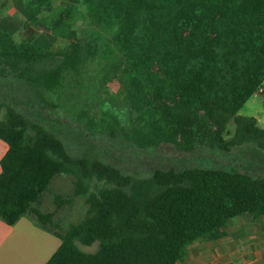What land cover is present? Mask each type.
<instances>
[{
  "label": "trees",
  "instance_id": "16d2710c",
  "mask_svg": "<svg viewBox=\"0 0 264 264\" xmlns=\"http://www.w3.org/2000/svg\"><path fill=\"white\" fill-rule=\"evenodd\" d=\"M69 1L86 7L88 35L71 25L69 4L24 5L25 26L45 24L69 41L65 48L17 41L0 26V139L9 147L0 218L15 225L32 215L59 237L46 264H182L192 244L218 240L231 219H264V126L240 114L264 84V0ZM97 62L100 75L121 84L112 97L123 98L136 126H123L111 111L98 119L89 96L81 99L83 73ZM58 99L75 125L57 116ZM55 124L77 129L86 152L73 155ZM104 133L122 141L126 162L161 154L224 163L156 168L144 177L102 155L115 149L100 141ZM245 145L259 158L234 152ZM60 174L75 183L55 197L57 208L77 198L88 204L66 230L40 209ZM95 243V252L82 248Z\"/></svg>",
  "mask_w": 264,
  "mask_h": 264
},
{
  "label": "rangeland",
  "instance_id": "374dc122",
  "mask_svg": "<svg viewBox=\"0 0 264 264\" xmlns=\"http://www.w3.org/2000/svg\"><path fill=\"white\" fill-rule=\"evenodd\" d=\"M28 2L29 0H0V19L2 20V26L3 23L11 24L12 22H17L14 33L17 41L32 38L35 42H46L45 46L53 50L65 48L69 41L60 37H52L49 28L45 24L38 23L27 27L24 25L26 15L23 14V12L21 13L20 10L22 9L16 12L15 6L17 5V8H19V6L24 8V5ZM52 4L54 8L63 7L69 4V8L71 10L70 12L72 14L70 22L71 25L77 28L78 32L84 35L89 34V20L86 13V7L83 4L74 5L69 0H52ZM75 7H77L76 13L74 9ZM13 11H15L16 14H13ZM51 14V12L46 11L42 14V16L47 19V17H50ZM3 28L7 31L9 30L5 27ZM99 71L101 73L103 70L101 71V65L98 62L90 63L86 67V70L83 73L85 82L83 91L85 92L83 98L81 99L84 100L87 96H89V101L94 102L92 109L93 113L98 116V119L103 111H111L117 115L123 126L127 128L136 126L137 117L124 103L123 98L112 97V94H117L121 91V84L119 81L111 74L100 75ZM102 76L105 77V79H102ZM62 100L58 99L55 101L59 104L57 107V116H61L64 120L70 121L73 125H75L74 122H77V119L73 114L74 112H72L71 115H66L68 106L63 103L64 100ZM263 101L264 93H260L246 103L240 114L257 118V120L260 121L259 124L263 127ZM66 116L67 118H65ZM54 127L58 130V132H61V137L64 139L66 147L73 155H83L86 152L87 149L84 148L82 142H88L81 137L77 129H71L59 124H55ZM229 130L231 132V136H233L235 127L231 125ZM114 137V135L111 136L110 134H103V137H101L103 139H100V141L107 142L110 147L115 149H112L113 151L110 154L102 153V155L110 162H113L117 166H121L124 170L144 177L150 176L156 168L178 169L185 166L197 165L201 162L203 164H208L209 166H211L212 163L215 165H221L224 163V160H220L218 162L209 158H205L202 161L194 159V161L190 163L182 157H180V160H175L176 157H174L175 159H170V155L164 156L161 154L153 155L146 160L140 158L138 155H134V159L132 158L130 161L126 162L124 159L119 158L121 156L119 152L122 151L124 144L119 138ZM234 152L237 155L251 159L252 157L259 158L260 156V154H256L254 152V148L251 145L236 147L234 148ZM113 156H115L116 159ZM198 156L200 157V154H198ZM74 183L75 178L73 176L66 174L58 175L54 179L49 190L44 193L40 206V209L44 213H54L55 222L58 223L60 228L63 230H66L72 224L79 222L88 210V204L83 198H77L72 205L65 206L61 209L57 208L55 204V197L57 195L69 194L74 188ZM98 186L102 187L103 184L99 183ZM224 229V233L228 234L230 238L220 241L203 239L205 242L202 243L201 240H199L189 247V256L186 262L182 264H204V262L201 263V256L204 253L203 250L207 248L213 249L214 244L220 252L223 251L226 255L224 257V261L238 260L241 264H251L253 261V264H264V219H254L250 215H242L231 219ZM249 234L256 236V238L253 239ZM227 244L234 248V254L229 255L230 252L228 251ZM82 248L88 252H95L99 248V243H95L91 247L82 246Z\"/></svg>",
  "mask_w": 264,
  "mask_h": 264
},
{
  "label": "crops",
  "instance_id": "0c3cea01",
  "mask_svg": "<svg viewBox=\"0 0 264 264\" xmlns=\"http://www.w3.org/2000/svg\"><path fill=\"white\" fill-rule=\"evenodd\" d=\"M19 10L21 11V13L23 12V14L26 15L24 25L26 23H29L31 21L29 14L23 7L19 6V8H17L16 5L15 11L17 12ZM15 11H13L12 13L16 14ZM16 23L17 22H12L11 24L3 23L2 26V20L0 19L1 28L4 31L7 30H5L3 27L9 29L7 32L12 34L13 36L16 29ZM27 40H30L36 44L46 47V42H35L32 38H28ZM258 122L260 123L259 120ZM262 124L264 126V123ZM8 148V144L0 139V173L2 172L1 160L7 153ZM249 235L252 236L253 239L256 238V236H253L252 234ZM227 238H230V236L224 233V236L215 241L225 240ZM202 242H205V240H201V243ZM60 245L61 239L57 237L53 232L42 227L38 220L32 215L24 216L15 225H9L0 218V264H46V262L56 252ZM213 246V249L207 248L203 250L204 253L201 256V263L204 262V264H241L238 262V260L224 261V257L226 256L224 252H220L215 247V244ZM227 248L230 252L229 255L234 254V248L232 246L228 245ZM251 264H253V261L251 262Z\"/></svg>",
  "mask_w": 264,
  "mask_h": 264
},
{
  "label": "built area",
  "instance_id": "2783aa9c",
  "mask_svg": "<svg viewBox=\"0 0 264 264\" xmlns=\"http://www.w3.org/2000/svg\"><path fill=\"white\" fill-rule=\"evenodd\" d=\"M260 93H264V88L261 87L256 93L255 96L259 95Z\"/></svg>",
  "mask_w": 264,
  "mask_h": 264
}]
</instances>
